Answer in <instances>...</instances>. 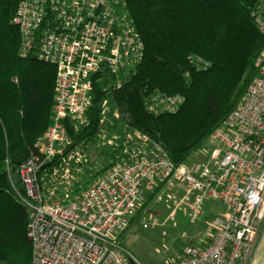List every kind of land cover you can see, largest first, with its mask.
Wrapping results in <instances>:
<instances>
[{
	"label": "built area",
	"instance_id": "1",
	"mask_svg": "<svg viewBox=\"0 0 264 264\" xmlns=\"http://www.w3.org/2000/svg\"><path fill=\"white\" fill-rule=\"evenodd\" d=\"M251 17L264 35V0ZM12 23L21 35L19 55L57 70L52 124L20 168L31 264H140L120 240L150 196L164 200L173 226L181 212L212 232L207 242L187 246L178 264H247L264 224V48L244 99L205 140L203 161L175 165L135 132L123 139L121 159L81 189L80 174L92 162L66 121L75 130L87 125L96 74L121 87L142 62L144 42L126 0H19ZM183 101L154 93L146 109L173 113ZM110 114L118 116L104 101L101 119ZM119 139L104 131L98 143Z\"/></svg>",
	"mask_w": 264,
	"mask_h": 264
},
{
	"label": "trees",
	"instance_id": "2",
	"mask_svg": "<svg viewBox=\"0 0 264 264\" xmlns=\"http://www.w3.org/2000/svg\"><path fill=\"white\" fill-rule=\"evenodd\" d=\"M260 0H126L144 45L142 62L115 87L96 74L88 123L79 130L66 121L76 144L85 143L94 171L104 174L123 154V139L135 132L157 143L175 165L199 150L207 137L244 99L264 48V35L251 17ZM19 0H0V262L31 264L29 213L21 165L36 155L38 138L52 124L57 70L19 55L21 35L12 23ZM154 93L181 95L173 113L151 114ZM104 101L111 110L101 119ZM120 139L99 145L104 132ZM132 219L136 223L150 202Z\"/></svg>",
	"mask_w": 264,
	"mask_h": 264
},
{
	"label": "rangeland",
	"instance_id": "3",
	"mask_svg": "<svg viewBox=\"0 0 264 264\" xmlns=\"http://www.w3.org/2000/svg\"><path fill=\"white\" fill-rule=\"evenodd\" d=\"M206 149L205 143L188 157L185 164L190 166L203 161L207 155ZM93 160L91 159V162L97 164ZM86 168L94 171L96 166L90 164ZM102 175L87 180V184H85L86 180L83 181L81 189L87 188ZM81 180L80 178L79 183ZM149 201L140 219L130 226L120 240L140 264H178L187 246L201 244L211 239L212 232L206 221L191 223L181 212H178L177 226H173L169 220L171 211L164 200L157 197ZM145 224L148 228L144 227Z\"/></svg>",
	"mask_w": 264,
	"mask_h": 264
},
{
	"label": "crops",
	"instance_id": "4",
	"mask_svg": "<svg viewBox=\"0 0 264 264\" xmlns=\"http://www.w3.org/2000/svg\"><path fill=\"white\" fill-rule=\"evenodd\" d=\"M213 216L214 213L212 212L210 218ZM247 264H264V224L258 232L254 253Z\"/></svg>",
	"mask_w": 264,
	"mask_h": 264
}]
</instances>
